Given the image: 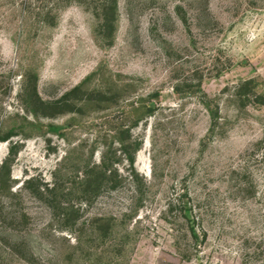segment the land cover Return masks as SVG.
<instances>
[{"label":"rangeland","instance_id":"1","mask_svg":"<svg viewBox=\"0 0 264 264\" xmlns=\"http://www.w3.org/2000/svg\"><path fill=\"white\" fill-rule=\"evenodd\" d=\"M0 264H264V0H0Z\"/></svg>","mask_w":264,"mask_h":264}]
</instances>
